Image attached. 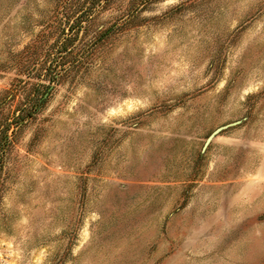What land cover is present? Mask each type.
Instances as JSON below:
<instances>
[{"label": "rangeland", "instance_id": "rangeland-1", "mask_svg": "<svg viewBox=\"0 0 264 264\" xmlns=\"http://www.w3.org/2000/svg\"><path fill=\"white\" fill-rule=\"evenodd\" d=\"M0 264H264V0H0Z\"/></svg>", "mask_w": 264, "mask_h": 264}, {"label": "water", "instance_id": "water-1", "mask_svg": "<svg viewBox=\"0 0 264 264\" xmlns=\"http://www.w3.org/2000/svg\"><path fill=\"white\" fill-rule=\"evenodd\" d=\"M239 122H234V123H230V124H227V125H224V126H221V127H218L216 128L206 139V141L204 142V145H203V148L202 150H204L208 144L211 142V140L217 136L220 132H222L223 130L229 128V127H232V126H235L237 125Z\"/></svg>", "mask_w": 264, "mask_h": 264}]
</instances>
